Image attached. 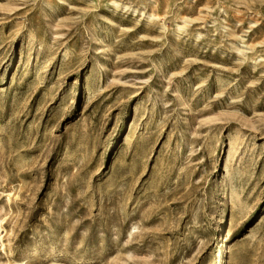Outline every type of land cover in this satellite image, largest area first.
<instances>
[{
    "label": "rangeland",
    "instance_id": "obj_1",
    "mask_svg": "<svg viewBox=\"0 0 264 264\" xmlns=\"http://www.w3.org/2000/svg\"><path fill=\"white\" fill-rule=\"evenodd\" d=\"M0 264H264V0H0Z\"/></svg>",
    "mask_w": 264,
    "mask_h": 264
}]
</instances>
